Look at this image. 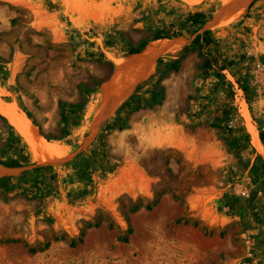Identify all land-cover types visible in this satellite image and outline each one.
Listing matches in <instances>:
<instances>
[{
  "label": "rangeland",
  "instance_id": "374dc122",
  "mask_svg": "<svg viewBox=\"0 0 264 264\" xmlns=\"http://www.w3.org/2000/svg\"><path fill=\"white\" fill-rule=\"evenodd\" d=\"M244 1L0 0V100L66 149L33 160L0 119L22 166L0 179V264H264L241 111L264 134V2ZM178 35L94 130L114 59Z\"/></svg>",
  "mask_w": 264,
  "mask_h": 264
},
{
  "label": "bare ground",
  "instance_id": "6f19581e",
  "mask_svg": "<svg viewBox=\"0 0 264 264\" xmlns=\"http://www.w3.org/2000/svg\"><path fill=\"white\" fill-rule=\"evenodd\" d=\"M245 0L243 7L235 14L241 15L244 12L248 2ZM213 26L215 23H210ZM183 44L182 38L174 40L158 39L149 42L140 53H133L127 58L114 59V72L109 82H106L101 89V110L98 113L97 123L100 122L108 112H112L124 100L128 87L136 82L147 67L160 55H166L175 51ZM1 93V92H0ZM241 111L246 120L248 132L251 134L252 144L256 149L264 154V146L259 139L258 132L250 121L247 105L245 101L241 102ZM0 114L14 126L23 140L29 146L31 157L36 161H50L62 158L66 154V149L58 144L48 141L38 131L37 126L30 120L24 111H22L15 101L4 102L0 100ZM93 130V131H94ZM14 169H7L0 165V176L10 174Z\"/></svg>",
  "mask_w": 264,
  "mask_h": 264
},
{
  "label": "crops",
  "instance_id": "0c3cea01",
  "mask_svg": "<svg viewBox=\"0 0 264 264\" xmlns=\"http://www.w3.org/2000/svg\"><path fill=\"white\" fill-rule=\"evenodd\" d=\"M251 1V0H250ZM249 1V2H250ZM253 1H255V2H257V1H260V3H262V2H264V0H253ZM248 2V3H249ZM248 5V4H247ZM247 7V6H246ZM246 9V8H245ZM245 9H244V11H245ZM244 13V12H243ZM253 15H251V17H252ZM198 34V33H197ZM177 38H183L181 35H178V36H174V37H172V38H168L169 39V41H171V40H174V39H177ZM161 39V38H160ZM152 40H157V39H151V40H149L147 43H149L150 41H152ZM261 42H264V41H262V40H260V38L257 40V41H253V42H251L250 41V44H249V47H248V53H249V55L251 54V50L253 51V55H255L256 57H257V60L259 59V57L261 58L262 56H264V50H260V49H258L257 50V48H258V46L259 45H257V44H259V43H261ZM146 43V44H147ZM145 44V45H146ZM254 49H256V51H254ZM141 52V50H139V52L138 53H140ZM247 53V54H248ZM131 54H133V53H131ZM131 54H129V55H131ZM171 62H174V61H170V63ZM254 95H258L257 93H255ZM250 101V100H249ZM0 119L1 120H4L5 118L0 114ZM5 121V120H4ZM229 126H231L232 125V121H229V124H228ZM245 132L247 133V134H250V133H248V129H247V127H246V129H245ZM251 135V134H250ZM250 135H248V136H246V138H247V140H248V144H250V142L252 143V139L250 140ZM258 136H259V139H260V141H261V143H262V146H264V140H262V138H261V133H259L258 134ZM254 146V145H253ZM255 147V146H254ZM256 148V147H255ZM250 149H252L253 150V156H252V158H251V165H250V169L252 168L253 170H256V169H259L261 172H262V175H264V154H262V153H260L258 150L256 151L251 145H250ZM0 165H2L3 167H5V168H7V169H20V168H22V166H21V161L17 158V157H9V158H5V159H3V160H0ZM4 176H11V175H4ZM4 176H2V177H4ZM2 177H0V178H2ZM262 177H264V176H262ZM261 181V180H260ZM262 181H264V180H262Z\"/></svg>",
  "mask_w": 264,
  "mask_h": 264
},
{
  "label": "trees",
  "instance_id": "16d2710c",
  "mask_svg": "<svg viewBox=\"0 0 264 264\" xmlns=\"http://www.w3.org/2000/svg\"><path fill=\"white\" fill-rule=\"evenodd\" d=\"M200 16H201V13H193L192 15H191V17L194 19V21L195 22H199V20H200ZM207 33L208 32H205V36L204 37H206V39H207ZM161 37H156V38H154V39H160ZM200 38H203V36H201L200 34H198L197 36H196V38H195V41L196 42H199V40H200ZM139 52V50H133L131 53H138ZM130 53V54H131ZM210 66V65H209ZM226 68V66H221L220 67V70H224ZM261 138H262V140H264V134H262L261 133ZM7 178H10V176H4V177H2V178H0V179H7Z\"/></svg>",
  "mask_w": 264,
  "mask_h": 264
}]
</instances>
